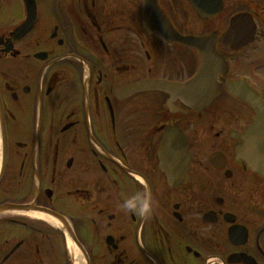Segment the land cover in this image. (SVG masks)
Listing matches in <instances>:
<instances>
[{
    "label": "flooded vegetation",
    "instance_id": "af4514ba",
    "mask_svg": "<svg viewBox=\"0 0 264 264\" xmlns=\"http://www.w3.org/2000/svg\"><path fill=\"white\" fill-rule=\"evenodd\" d=\"M238 82L264 101V0H0V264H264Z\"/></svg>",
    "mask_w": 264,
    "mask_h": 264
},
{
    "label": "water",
    "instance_id": "95a60500",
    "mask_svg": "<svg viewBox=\"0 0 264 264\" xmlns=\"http://www.w3.org/2000/svg\"><path fill=\"white\" fill-rule=\"evenodd\" d=\"M239 22H244L245 25L248 26V28H244L243 32L246 34V37H243L241 39L250 40V38L248 37L252 34V28L250 27L249 21L245 19V17H236L233 19L234 26H237ZM193 40L197 41V39H183V41H188L190 43L189 45H195V47H197V44ZM239 47L240 46H236L235 49ZM208 55L209 53L206 49L205 54H203V56L206 58V60L204 61V65H201L197 76L193 80V83H196L198 80L204 79L206 95L209 94L207 90L211 87L210 84L215 81V76L213 74L215 73L216 77L218 76V59L215 58V60H212L210 63L211 67H208ZM221 66H223V61H221ZM208 70L212 71L211 75L208 74ZM225 71L226 68H224V70H221V73ZM228 88L233 95L243 99L254 109V123L245 131V134L243 135L244 145L239 151L241 157L249 162L250 167L254 171L264 175V103L249 87L243 84V82L231 84L228 83ZM193 89L194 87L190 85L189 95L191 96L195 94ZM211 102V100H207V102H203V104H201L199 108H206L211 104ZM189 105L195 106V103L189 102Z\"/></svg>",
    "mask_w": 264,
    "mask_h": 264
},
{
    "label": "clouds",
    "instance_id": "9594fccd",
    "mask_svg": "<svg viewBox=\"0 0 264 264\" xmlns=\"http://www.w3.org/2000/svg\"><path fill=\"white\" fill-rule=\"evenodd\" d=\"M124 207L130 211H136L138 208L141 215H149L152 211L150 193H146L143 197L138 198L136 201L125 202Z\"/></svg>",
    "mask_w": 264,
    "mask_h": 264
},
{
    "label": "rangeland",
    "instance_id": "374dc122",
    "mask_svg": "<svg viewBox=\"0 0 264 264\" xmlns=\"http://www.w3.org/2000/svg\"><path fill=\"white\" fill-rule=\"evenodd\" d=\"M238 71H240V70H238ZM241 72H245V69H241ZM5 245H6L5 242H1L0 243V248L3 247V246H5Z\"/></svg>",
    "mask_w": 264,
    "mask_h": 264
},
{
    "label": "bare ground",
    "instance_id": "6f19581e",
    "mask_svg": "<svg viewBox=\"0 0 264 264\" xmlns=\"http://www.w3.org/2000/svg\"><path fill=\"white\" fill-rule=\"evenodd\" d=\"M39 214L38 213H33V216L37 217Z\"/></svg>",
    "mask_w": 264,
    "mask_h": 264
}]
</instances>
